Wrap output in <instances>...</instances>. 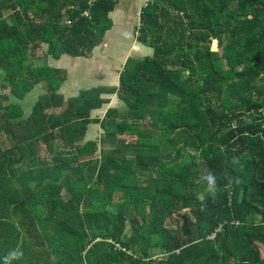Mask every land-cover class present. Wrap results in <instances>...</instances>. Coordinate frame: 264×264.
<instances>
[{
  "label": "trees",
  "instance_id": "16d2710c",
  "mask_svg": "<svg viewBox=\"0 0 264 264\" xmlns=\"http://www.w3.org/2000/svg\"><path fill=\"white\" fill-rule=\"evenodd\" d=\"M118 4L0 0V264L17 247L13 264H264V0H150L136 39L152 56L65 99L38 50L90 55ZM108 92L126 108L91 118Z\"/></svg>",
  "mask_w": 264,
  "mask_h": 264
},
{
  "label": "rangeland",
  "instance_id": "374dc122",
  "mask_svg": "<svg viewBox=\"0 0 264 264\" xmlns=\"http://www.w3.org/2000/svg\"><path fill=\"white\" fill-rule=\"evenodd\" d=\"M149 2L150 0H119L116 10L109 15L112 21L111 30L105 34L101 43L93 49L90 55L84 57L63 55L57 59H51L44 56L46 51L45 46H42V48L38 50V59L36 62H48L50 66L58 68L60 70V75L65 78L64 81L58 85L57 92L59 95L64 96L65 99H69L78 96L79 92L83 89L95 86H102L105 88L106 86H117L122 72L124 71L126 60L129 57L144 59L145 57L152 56V49L138 43L136 39L138 36L139 16L142 9L149 4ZM211 49L214 51L217 50L216 41H212ZM42 92L43 88L40 84L36 85L28 92L26 98L21 103L26 113L30 111L32 104L36 102L38 96L41 95ZM101 97L110 99L111 102L104 104L98 110L92 111L91 118L102 117L104 109H118L122 112L126 108L116 94L109 95L108 97L103 94ZM146 121L147 119L143 122ZM100 132V128L97 125L90 124L85 141L89 139L97 140L101 134ZM118 138L125 141V143L137 142L135 135L123 134L118 136ZM196 161L202 171L204 161L198 157ZM61 194H65V192ZM118 194L114 195L112 204L117 205L118 199L120 202ZM186 219H192V217L187 210H184L166 219L164 226L176 228L182 225ZM259 247L262 254L261 256L263 257L264 248L261 246ZM231 264L234 263L231 262Z\"/></svg>",
  "mask_w": 264,
  "mask_h": 264
},
{
  "label": "clouds",
  "instance_id": "9594fccd",
  "mask_svg": "<svg viewBox=\"0 0 264 264\" xmlns=\"http://www.w3.org/2000/svg\"><path fill=\"white\" fill-rule=\"evenodd\" d=\"M233 179H235L236 183L240 182L238 178L229 177L228 180L230 184L233 182ZM201 180L206 184V191L208 194L215 198L218 193L219 183L217 176L212 172H208L207 174L201 176ZM23 256V250L19 247L11 249L3 257V264H13L14 261H20Z\"/></svg>",
  "mask_w": 264,
  "mask_h": 264
},
{
  "label": "crops",
  "instance_id": "0c3cea01",
  "mask_svg": "<svg viewBox=\"0 0 264 264\" xmlns=\"http://www.w3.org/2000/svg\"><path fill=\"white\" fill-rule=\"evenodd\" d=\"M81 57H83V56H81ZM48 63V62H47ZM107 87H113V86H106V88ZM106 95V97H108L109 95H113V94H110V92H108V94H105ZM111 102V101H110ZM109 102V103H110ZM103 109V108H102ZM108 109H104V112H103V116H104V114L106 113V111H107ZM93 111H95V110H93ZM103 116L102 117H95V118H100V119H102L103 118ZM93 125V124H92ZM95 125H97L98 127H99V125L98 124H95ZM100 128V127H99ZM100 131L102 132V130L100 129ZM100 132V133H101Z\"/></svg>",
  "mask_w": 264,
  "mask_h": 264
}]
</instances>
